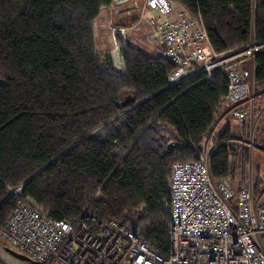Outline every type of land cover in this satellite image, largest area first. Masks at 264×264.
Segmentation results:
<instances>
[{
  "label": "trees",
  "instance_id": "16d2710c",
  "mask_svg": "<svg viewBox=\"0 0 264 264\" xmlns=\"http://www.w3.org/2000/svg\"><path fill=\"white\" fill-rule=\"evenodd\" d=\"M172 1L200 13L217 52L264 45V0H255L254 9L251 0ZM113 3L0 0V203L20 187L56 220L71 222L87 207L102 220L129 224L167 255L173 165L196 161L210 142L214 181L238 191L228 182L234 160L242 171L249 161V123L233 117L240 124L230 119L216 130L230 114L228 77L217 70L171 86L177 65L158 42L151 54L117 32V68L113 53L97 49L94 34L101 11ZM252 65L260 107L264 49ZM128 97L133 101L121 107ZM260 122L254 144L264 145V114ZM261 185L254 181L256 200L264 199ZM15 205L14 195L0 205V229Z\"/></svg>",
  "mask_w": 264,
  "mask_h": 264
},
{
  "label": "built area",
  "instance_id": "2783aa9c",
  "mask_svg": "<svg viewBox=\"0 0 264 264\" xmlns=\"http://www.w3.org/2000/svg\"><path fill=\"white\" fill-rule=\"evenodd\" d=\"M127 3L144 12L150 8L167 14L172 9L169 0ZM251 5L254 9L255 0ZM156 27L162 52L177 65L170 85L201 73H224L229 79V113L239 122L248 121L249 133L256 134L264 106L255 107L253 65L240 64L251 65L264 45L251 42L240 50L217 52L200 13L184 9ZM208 144L196 161L176 162L172 167L167 255L151 249L129 224L102 220L87 207L71 222L53 219L23 197L20 187L10 190L16 205L0 229V238L39 264H264V199L256 200L252 183L238 191L216 183ZM247 145L254 148V138Z\"/></svg>",
  "mask_w": 264,
  "mask_h": 264
},
{
  "label": "rangeland",
  "instance_id": "374dc122",
  "mask_svg": "<svg viewBox=\"0 0 264 264\" xmlns=\"http://www.w3.org/2000/svg\"><path fill=\"white\" fill-rule=\"evenodd\" d=\"M128 0H114L113 5L110 8L103 9L95 21L94 24V34H95V43L97 49L101 53H113L116 59V66L119 69H122V59L118 50L117 38L115 37L116 33L119 32L123 39H129L131 43L142 50H145L153 54L158 49L157 44V27L156 24L165 22L167 20H173L176 18V14L180 9V5L172 1L171 2V11L167 14L162 13L160 10L150 9L145 10L134 9L136 11L128 12ZM131 10V9H130ZM152 21L155 22L152 23ZM246 66V64H244ZM247 66L251 67V65ZM255 94L258 95V92L255 90ZM256 95V99L258 96ZM259 104L260 107L264 106V98L260 95ZM257 104V103H256ZM255 104V107L258 105ZM231 119V120H230ZM230 120L231 123L240 124L236 121L233 116L228 114V118L221 120L220 124L217 126L216 130L222 129L225 122ZM261 123V122H260ZM237 132L238 130L235 129ZM255 134L249 133V141L251 142ZM252 136V138H251ZM211 143L209 142V147ZM246 164V169L242 171V165L240 159L234 160V165L236 173L234 179L228 183L234 190H238L242 187H247L251 183L254 186V181L259 180L264 189V145L257 143L254 148H250L249 159ZM264 198V193H263ZM11 248L15 251H19L17 247L9 244L0 238V262L1 264H27L28 262L22 261L13 255L9 254L5 248ZM31 264V263H29Z\"/></svg>",
  "mask_w": 264,
  "mask_h": 264
},
{
  "label": "water",
  "instance_id": "95a60500",
  "mask_svg": "<svg viewBox=\"0 0 264 264\" xmlns=\"http://www.w3.org/2000/svg\"><path fill=\"white\" fill-rule=\"evenodd\" d=\"M133 101V99L131 98V97H128V98H126L125 100H123L121 103H120V106L121 107H124V106H126L127 104H129V103H131ZM44 168V167H43ZM42 168V169H43ZM42 169H40L38 172H36L33 176H31L25 183H27L29 180H31L36 174H38ZM13 195V192H10L9 194H8V196L0 203V205L3 203V202H5L8 198H10L11 196ZM5 250L9 253V254H11V255H13L14 257H16V258H18V259H20V260H22V261H26V262H29V263H31V264H39L37 261H34V260H32L30 257H28L27 255H25V254H23V253H20V252H18V251H15V250H13V249H11V248H5ZM1 264V263H0Z\"/></svg>",
  "mask_w": 264,
  "mask_h": 264
},
{
  "label": "flooded vegetation",
  "instance_id": "af4514ba",
  "mask_svg": "<svg viewBox=\"0 0 264 264\" xmlns=\"http://www.w3.org/2000/svg\"><path fill=\"white\" fill-rule=\"evenodd\" d=\"M27 264H29V262Z\"/></svg>",
  "mask_w": 264,
  "mask_h": 264
},
{
  "label": "crops",
  "instance_id": "0c3cea01",
  "mask_svg": "<svg viewBox=\"0 0 264 264\" xmlns=\"http://www.w3.org/2000/svg\"><path fill=\"white\" fill-rule=\"evenodd\" d=\"M239 190V189H238Z\"/></svg>",
  "mask_w": 264,
  "mask_h": 264
}]
</instances>
